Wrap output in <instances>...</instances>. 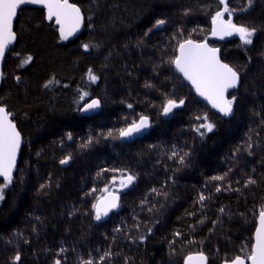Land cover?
I'll return each mask as SVG.
<instances>
[{"label":"trees","instance_id":"16d2710c","mask_svg":"<svg viewBox=\"0 0 264 264\" xmlns=\"http://www.w3.org/2000/svg\"><path fill=\"white\" fill-rule=\"evenodd\" d=\"M72 2L84 16L73 39L60 38L43 8L22 7L14 21L0 102L24 142L0 200V264H184L201 252L223 264L247 255L264 208V0H226L224 19L256 30L250 45L215 40L220 0ZM157 20L166 23L153 27ZM187 39L208 40L239 72L230 116L197 98L170 62ZM93 98L100 112L83 116ZM169 99L184 104L164 118ZM141 115L151 127L123 140L120 130ZM206 122L211 132L196 131ZM125 174L136 179L119 207L96 220V201Z\"/></svg>","mask_w":264,"mask_h":264},{"label":"snow or ice","instance_id":"6c2138e0","mask_svg":"<svg viewBox=\"0 0 264 264\" xmlns=\"http://www.w3.org/2000/svg\"><path fill=\"white\" fill-rule=\"evenodd\" d=\"M220 3L224 4V9L223 11H217L216 15L212 17V34L223 38L235 33L239 35L240 40L245 45L252 44V38L256 30L244 25L234 24L231 18L225 20L224 14L229 13V16H231V10L226 0H220ZM248 3L251 6L252 0H248ZM29 4L42 5L47 9V19L54 21L59 26L60 38L62 40H68L79 32L84 23L81 8L71 3L70 0H0V60H3L6 50L16 40L13 22L18 15V10L23 5ZM165 23L164 20H157L153 27H159ZM83 48L87 51L89 44H84ZM178 53L170 61L175 66V69L183 75L184 79L192 84L199 96L211 104L212 108L217 109L224 116H230L233 113V104L236 97L232 96L228 98L227 93L229 89H235L239 86V72L228 64L222 63L217 55L218 49L211 48L206 43H197L191 39H187L179 44ZM31 59L32 57L29 56L24 63H29ZM88 77L92 82L98 79L91 69L88 70ZM44 86L48 87V84ZM84 96H87L86 92ZM183 104V100L177 103V101L169 99L163 106L162 111L167 115L174 108L180 107ZM99 106V100L94 99L83 110L89 111ZM128 106L132 107L131 105ZM198 119L207 121L208 117L205 115L198 117ZM148 126V117L141 115L138 121H132L130 126L121 129L119 134L121 137H130ZM213 127L214 125L210 122L201 123L196 131L203 128L207 132H211ZM201 134L203 135V133ZM20 145L21 134L12 120V113L7 108L0 106V177L3 178V185L0 186V200L4 199V188H7L12 183L13 171L16 167ZM175 155L177 154L173 153V156ZM67 162V159L60 161L61 164H66ZM180 162L183 163L182 157L180 158ZM135 179L136 177L132 174L122 175L120 180L121 188H126L133 184ZM211 179L223 180L224 177L214 176ZM247 183L255 184L256 181L249 179ZM216 190L220 191V188L217 187ZM104 191L108 192V195L94 205L96 220H100L102 216H107L110 211L119 207V195L116 192H109L107 188ZM152 191L157 192L156 189H152ZM204 199L205 197L201 195L200 201L202 202ZM223 211L224 209H221V212ZM176 235H180V233H176ZM143 239L141 238V241ZM105 255L107 256L108 253ZM14 259L18 262L20 256L16 255ZM206 260L207 257L201 252L196 255H189L185 260V264H206ZM56 264H60V261L57 260ZM83 264H93V261L89 259L84 261ZM226 264H264V208L258 213V226L254 233V242L248 254L244 256L238 255L231 261H226Z\"/></svg>","mask_w":264,"mask_h":264},{"label":"water","instance_id":"95a60500","mask_svg":"<svg viewBox=\"0 0 264 264\" xmlns=\"http://www.w3.org/2000/svg\"><path fill=\"white\" fill-rule=\"evenodd\" d=\"M72 1H74V0H70V2L71 3H73ZM25 6H28V7H31V6H33V7H37V8H43L45 11H46V17H47V9H45L42 5H36V4H29V5H23L22 7H25ZM18 12H19V10H18ZM16 19V18H15ZM15 19H14V21H15ZM14 23L15 22H13V27H14ZM83 26H84V23H83V25H82V27H81V29H80V31L79 32H77L75 35H73L72 37H70L69 39H73V38H75L78 34H80L83 30ZM57 27L59 28V26L57 25ZM213 27V26H212ZM213 35V34H212ZM213 37L215 38V40H228V39H230V38H235V37H239V35L238 34H233V35H231V36H224L223 38H221L219 35H213ZM15 42V41H14ZM14 42L9 46V48L6 50V52H5V55H4V58H3V60H0V85H1V81H2V71H3V63H4V60H5V58H6V54H7V52L11 49V47L14 45ZM195 42V41H194ZM197 43H206L209 47H211V48H216V49H218V53H217V55H218V57H219V59H220V61L222 62V63H225L223 60H222V58H221V56H220V49H219V47H216V46H212L210 43H209V41L207 40V41H196ZM179 47V46H178ZM179 53H178V51H177V55H178ZM176 55V56H177ZM174 69H175V66H174ZM177 71V70H176ZM177 73L179 74V76L181 77V79L182 80H184L185 82H186V84L188 83L190 86H191V88L194 90V93H195V95L197 96V98H199V99H201V100H203V101H205L206 103H207V105L209 106V108H211L213 111H215L217 114H219L220 116H224L222 113H220L217 109H214V108H212V106H211V104L207 101V100H205L203 97H201V96H199L197 93H196V91H195V89H194V87L192 86V84L189 82V81H187L186 79H184V77H183V75L181 74V73H179L178 71H177ZM236 89V88H235ZM235 89H229V91H228V93H227V95H228V98H229V96H230V94H231V92L232 91H234ZM99 100V99H97V98H93V99H91L90 101H88L87 103H85V104H83L82 105V107H81V109H80V113L83 115V116H91L92 114H97V113H99L100 112V110H101V105L98 107V108H95V109H91V110H89V111H84L83 109H84V107L88 104V103H91V101L92 100ZM100 102V101H99ZM0 106H2V104H1V102H0ZM4 107V106H3ZM173 110L170 112V113H168L167 115H165L164 113H163V116H164V118H169V117H171L172 115H173ZM224 117H226V116H224ZM148 121H149V119H148ZM14 122V121H13ZM151 127V124H150V121H149V126L147 127V128H145V129H143V130H141V132H139V133H135V134H133L132 136H130V137H122V139L123 140H125V141H128V142H130V141H135V139H137V138H141L142 137V135L144 134V133H146V131L149 129ZM121 137V136H120ZM23 140H22V135H21V145H20V149H19V152H18V155H17V160H16V167H15V169H14V171H13V176L15 175V173H16V171H17V167H18V160H19V156H20V154H21V148H22V145H23ZM0 179H3L2 177H0ZM125 189H127V187L126 188H121V186H118L117 188H116V191H112V192H116L118 195H119V192L120 191H122V190H125ZM108 195V192L107 193H105V195L104 196H102L100 199H98L97 201H96V204L98 203V202H100L104 197H106ZM120 198V197H119ZM119 203V202H118ZM117 208H115V209H113L112 211H114V210H116ZM112 211H110V212H112ZM94 212H95V210H94ZM109 212V213H110ZM108 213V214H109ZM95 214H96V212H95ZM257 226H258V220H257V224H256V228H257ZM255 233V232H254ZM253 239H254V236H253ZM198 254V253H197ZM196 255V254H195ZM187 258V257H186ZM186 258H185V260H186ZM185 260H184V264H185ZM207 261V260H206ZM207 264V263H206ZM223 264H226V263H223Z\"/></svg>","mask_w":264,"mask_h":264},{"label":"rangeland","instance_id":"374dc122","mask_svg":"<svg viewBox=\"0 0 264 264\" xmlns=\"http://www.w3.org/2000/svg\"><path fill=\"white\" fill-rule=\"evenodd\" d=\"M118 185H120V178H116L115 179V182L113 183V185H111L110 187H106L108 190H109V192H112V191H114L115 189H116V187L118 186ZM105 188V189H106ZM104 189V190H105ZM105 192V191H104ZM107 193V192H106Z\"/></svg>","mask_w":264,"mask_h":264},{"label":"bare ground","instance_id":"6f19581e","mask_svg":"<svg viewBox=\"0 0 264 264\" xmlns=\"http://www.w3.org/2000/svg\"><path fill=\"white\" fill-rule=\"evenodd\" d=\"M222 58V57H221Z\"/></svg>","mask_w":264,"mask_h":264}]
</instances>
